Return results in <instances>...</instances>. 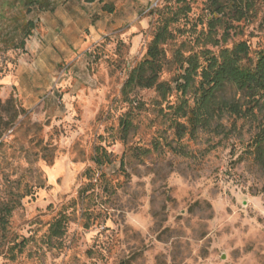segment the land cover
<instances>
[{"label": "rangeland", "instance_id": "rangeland-1", "mask_svg": "<svg viewBox=\"0 0 264 264\" xmlns=\"http://www.w3.org/2000/svg\"><path fill=\"white\" fill-rule=\"evenodd\" d=\"M168 1L0 0V264H264V104L191 128L192 93L123 90Z\"/></svg>", "mask_w": 264, "mask_h": 264}, {"label": "trees", "instance_id": "trees-1", "mask_svg": "<svg viewBox=\"0 0 264 264\" xmlns=\"http://www.w3.org/2000/svg\"><path fill=\"white\" fill-rule=\"evenodd\" d=\"M150 14L157 16V28L144 59L129 73L123 90L154 89L162 97L173 90L182 95L192 93L193 106L177 109L191 128L209 126L223 110L239 115L241 109L236 102L221 98L229 86L240 94L244 104H264V46L253 52L247 41L225 47L245 28L255 25L253 29L264 30V0H169L151 9ZM180 23L183 30L178 37L187 35L177 42L172 28ZM169 46L173 48L171 61L178 70L174 87L160 80L168 64ZM122 126L125 130L128 122L123 121ZM262 132L257 149L264 142V126ZM64 227V218L56 219L50 225V236H61Z\"/></svg>", "mask_w": 264, "mask_h": 264}, {"label": "built area", "instance_id": "built-area-1", "mask_svg": "<svg viewBox=\"0 0 264 264\" xmlns=\"http://www.w3.org/2000/svg\"><path fill=\"white\" fill-rule=\"evenodd\" d=\"M263 101H264V97H263Z\"/></svg>", "mask_w": 264, "mask_h": 264}]
</instances>
